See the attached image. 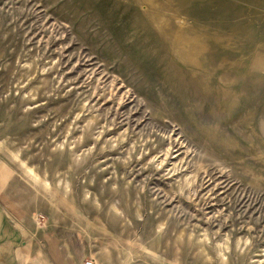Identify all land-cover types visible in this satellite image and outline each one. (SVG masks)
<instances>
[{
  "label": "rangeland",
  "instance_id": "obj_1",
  "mask_svg": "<svg viewBox=\"0 0 264 264\" xmlns=\"http://www.w3.org/2000/svg\"><path fill=\"white\" fill-rule=\"evenodd\" d=\"M0 199L94 264H264V0H0Z\"/></svg>",
  "mask_w": 264,
  "mask_h": 264
},
{
  "label": "crops",
  "instance_id": "obj_2",
  "mask_svg": "<svg viewBox=\"0 0 264 264\" xmlns=\"http://www.w3.org/2000/svg\"><path fill=\"white\" fill-rule=\"evenodd\" d=\"M4 203L0 199V264H81L89 257L78 234L22 220L14 203Z\"/></svg>",
  "mask_w": 264,
  "mask_h": 264
},
{
  "label": "built area",
  "instance_id": "obj_3",
  "mask_svg": "<svg viewBox=\"0 0 264 264\" xmlns=\"http://www.w3.org/2000/svg\"><path fill=\"white\" fill-rule=\"evenodd\" d=\"M81 264H94V262H93V259L91 257H88Z\"/></svg>",
  "mask_w": 264,
  "mask_h": 264
},
{
  "label": "bare ground",
  "instance_id": "obj_4",
  "mask_svg": "<svg viewBox=\"0 0 264 264\" xmlns=\"http://www.w3.org/2000/svg\"><path fill=\"white\" fill-rule=\"evenodd\" d=\"M175 35V33H172V34H170V37H173Z\"/></svg>",
  "mask_w": 264,
  "mask_h": 264
}]
</instances>
